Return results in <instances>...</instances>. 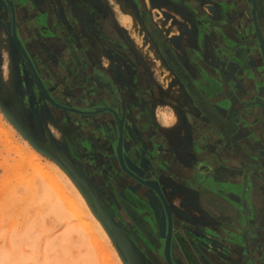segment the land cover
Masks as SVG:
<instances>
[{
	"label": "rangeland",
	"instance_id": "374dc122",
	"mask_svg": "<svg viewBox=\"0 0 264 264\" xmlns=\"http://www.w3.org/2000/svg\"><path fill=\"white\" fill-rule=\"evenodd\" d=\"M16 1L17 6H22L21 0ZM74 1L66 0L68 4L70 3L69 6L67 5L68 8L79 5L78 10L81 13L84 12V18L94 22V29L90 24L78 26L77 32L80 31L79 36L85 40V42L79 40V45L89 48L95 43L97 52L103 45V51L98 53L101 64L108 62L107 53L110 51V56L128 66L125 73L132 87L135 86L136 89L142 87V91L145 92L159 90L162 97L149 101L156 119L159 112L166 114L169 120L177 118L184 130L187 116L191 113L196 117L198 114L200 120H203V125L210 123L192 102L193 99L187 93V87L178 75V69H175L176 64L178 63L182 68L186 82L191 85L193 98L202 104L210 105L211 114L217 121L224 118L239 121L237 118L240 113L245 112L244 105L232 111L234 115L224 108L223 93L225 91L220 89L219 84L220 81L224 82L227 90L238 92L242 85L243 69L247 72V64H249L255 72L253 81L255 108L252 107L255 114L247 118L249 121L243 120L246 126L242 128L243 132L239 135H243L242 143L237 144V140H234L225 144L213 125H209L214 138L203 143L205 151L201 153L214 157L227 149L226 154L229 157L224 159L223 165L233 168L235 165L242 167L243 178L246 177L243 183L247 192L249 213H247L249 216L247 223L248 226L255 228V203L251 199V193L255 191V188L248 187H250V181H255L256 174L260 180L258 184L264 189L261 178V175H264V163L261 160L259 164L257 162V156H262L264 152V124L262 123L264 122V55L256 33L255 59L239 54L242 61L234 56L225 57L219 47H222V42L217 46L211 36H207L208 40H205V44L200 38L204 22L220 21L222 23L228 20L230 27H233V24L237 26L236 20H239L240 15L239 12H233L232 8L247 7V1L234 0L230 3L227 0H78V3L72 6ZM2 6H5L6 11H1L0 8V264H150L148 253L144 248L147 247L146 250L156 253L155 245L162 249L161 253L164 256L165 241L162 242V236L164 231L167 232V220L162 205L156 208L149 205L152 194L145 187H142V192L137 190L136 186L133 188L134 191L128 189L136 194V197L128 195L125 191L127 186L124 183L131 184L132 180L119 165L115 145L117 122L113 125L108 119L104 120L106 115H101L100 118L95 115L99 120H93L95 116H76L77 122L72 121L73 124L79 126L81 130L90 129L88 134L90 139H96L99 142L104 136L107 144L101 148L102 151H99L98 155H93L86 149L85 152L81 148L77 154H73L70 137H67L65 133L67 131L71 133L75 147L78 145L75 140L76 134L69 128L71 121L67 115L70 114L62 109L61 104L65 100L59 92V85L55 84L58 89H55L54 85L51 87L48 79L50 89L53 88L48 96L42 85L36 93L34 84L29 79H25L26 68H22L20 59L16 55L18 49L20 51L24 49L15 42V31L12 34L11 29L9 30L8 25L12 21V15L6 0H0V7ZM226 9L230 12L225 19L221 11ZM255 13L258 15L264 37V0H255ZM134 22L137 24L135 25ZM220 25L223 27L224 23ZM139 26L146 34V39L141 33L139 34L137 29ZM92 31L95 39H91ZM233 32L235 34V31ZM141 40L144 44H153L160 56V60L157 61L154 49L148 47L147 50L145 46V55L148 53L146 56L152 61L150 67L146 66L145 56L138 49ZM129 51L134 58L137 56V59L129 57ZM166 51L168 53H165ZM123 53L126 55L124 59H122ZM169 53L177 62L174 65L168 57ZM203 54L206 59L200 57ZM207 55L209 58L215 57V60H209ZM24 57L26 58L27 55ZM112 64L118 66L117 69L122 75L121 63L112 61L110 65ZM224 65L228 66L229 74L228 78L221 80L220 75ZM209 68L213 71L211 76L214 80L207 76ZM168 76H171V80L166 82L165 79H170ZM58 78L59 83L62 84L64 79L59 76ZM140 78L144 80L145 85L141 86ZM115 88L118 90V86ZM121 89L123 91V88ZM176 89H178L176 91L178 96L182 98L185 96L184 101L173 94ZM126 91L129 96L131 95L130 103L135 104L133 89L127 87ZM135 94L138 97L139 91L136 90ZM123 95L128 102L129 98L125 93ZM117 98L118 101L122 98L119 91H117ZM253 110L252 113H254ZM236 115H238L237 118H235ZM104 127L110 129L116 139L115 143L103 133ZM180 139L184 149L181 157L184 165L192 168L200 166L201 173H204L206 169L205 172L210 171L208 175L215 179V175L224 167L219 168L216 163L209 166L208 163L203 162L202 158L200 160L199 157L197 158V153L200 152L194 145L193 132L188 126ZM82 141L85 140L81 137L79 144H82ZM129 149L134 154L137 153V145L134 142L129 144L127 150ZM255 150L258 152L257 155ZM237 152L245 153L242 161L236 158ZM84 153L88 156H82ZM143 159L141 157L140 160ZM149 160L155 170L161 163L158 160H152L151 156ZM205 166L207 168L204 169ZM160 178L163 185L170 186L166 194L178 220L174 223V250L175 255L178 256L175 258L180 264H200L197 253L201 255L202 247L205 245L202 243L201 236L207 234V228L222 229L217 223H213L215 221L210 222L200 209L196 210L192 207H195L192 203L195 193L204 192V178L200 176L196 184L184 187L178 182V174L170 170L168 166L167 175L163 176L162 173ZM215 188L216 186H212L211 193L204 194L205 199H209L206 204H212L219 209L218 204L224 203L229 209L230 216L238 220L240 212L237 205L218 196V190ZM244 196L245 194L242 193L240 199L243 200ZM141 200L145 204H142ZM187 201L188 204L184 205ZM124 202L130 208L125 207ZM189 202L193 205L191 206ZM158 209L161 212L156 213ZM133 213L161 242L155 244L153 241L151 243L146 240L147 244H144L141 239L140 241L134 239L131 229L138 236L145 235L135 223ZM128 218L134 223L129 222ZM241 231H244V227Z\"/></svg>",
	"mask_w": 264,
	"mask_h": 264
},
{
	"label": "water",
	"instance_id": "95a60500",
	"mask_svg": "<svg viewBox=\"0 0 264 264\" xmlns=\"http://www.w3.org/2000/svg\"><path fill=\"white\" fill-rule=\"evenodd\" d=\"M12 15V21L16 22V15H15V7L14 3L11 0H6ZM247 1V7H244L242 9L236 8L239 10V20L237 19V26L234 24L233 27H230L228 24V20L224 23L223 27H221L220 24H222L220 21H211V22H204L203 24V30L202 33L200 32V38L202 39V42L206 44L207 36H211V39H213L214 44L219 46L222 49L223 54H225V57L234 56L237 60L242 61L239 54H243L247 56V58H253L255 59V33L258 37L260 49L264 55V37L263 33L260 28L259 24V18L257 13H255V0H246ZM223 11V10H222ZM221 11V14L224 15L225 19L228 17L227 14H229L230 10L226 9L223 12ZM186 28V27H185ZM234 29V30H232ZM187 30V29H186ZM235 31V34L234 32ZM256 31V32H255ZM192 35L191 33H189ZM193 37V35H192ZM14 40L19 45V41L17 39V34L15 32L14 34ZM208 40V39H207ZM20 46V45H19ZM162 46L164 44L162 43ZM24 51V50H23ZM165 51V50H164ZM165 53H168L166 51ZM25 55V51H24ZM204 54L200 55L202 59H206ZM169 59L172 61L173 65L177 62H175V58L171 56L169 53L168 55ZM224 59V58H223ZM211 60H215V57L211 58ZM247 72L243 69L244 74L242 75L243 81L242 85L244 89L238 90V92H232L231 90H227L226 85H224V82L222 83L220 81V89L224 90L223 93L225 95L223 105L224 108L229 111L231 114L232 111H235L237 109H240L239 107L244 105L245 112L240 113V119L239 121H230L227 118H224L222 120H216L211 114L210 108H212L208 104H202L199 101H197L194 97L193 91L191 89V85H189L186 82V77L184 75V72L182 71V68L176 64L178 75L182 79V83H184L187 87V93L190 94L192 102L196 105V107L207 117L209 120V125L215 128V130L220 134L221 140L225 142V144L231 143L235 140L237 136H239L243 130L242 128H245L246 124L245 121H247V118H251L253 114H255V86H254V80H255V72L252 70V68L247 64ZM228 66H223V72L221 76V80L228 76ZM208 69V77L212 80V74L213 71ZM225 77V78H226ZM228 78V77H227ZM77 79L79 81H84L83 87L87 91H92L91 86H95L97 88L96 95H102L104 99L108 100L110 97L114 99V104L112 107H105L104 109H101V111H84V112H77V114L85 115V116H95V115H113L117 119L116 129L118 131L117 134V157L119 161V165L121 169L130 177L134 178L135 180L139 181V183H142L149 191H151L152 196H155L161 201V205L163 207L166 220L168 224V236L165 243V249H164V256L168 264H175L174 261L171 258V246H172V238H173V232L175 229V224L178 222L177 218L175 217V214L172 210L170 201L168 199V196L166 194V190L170 187L166 184L163 185L161 181V174L167 175V166L170 167V170H173L175 173L178 174V182L182 184L184 187L186 185L189 187L194 184H196L197 180H199L200 176L204 178V186L202 189L204 192L201 194V192H196L195 197L192 198V203L195 204L197 209H200L202 214L213 223H217L222 229L215 230L212 227L207 228L206 233L203 234V237L201 236L202 243H204L205 247H202V253H197L198 255V262L200 264H264V227L256 231L255 228H253L251 225L247 223V218L249 217L247 215L248 213V207H247V200H246V188H244L243 193L245 196L243 197V200H241L237 207L239 209L240 215L238 220H236L233 216H230L228 212V208L224 203H221V201L218 204L219 209H216L214 205L212 204H206L208 203L209 199H205V195H208V193H211L210 189L213 184H216L215 179H213L211 176H209L210 171H206L204 167V173H201V167H187L184 165V163L181 161V157L184 154V149L182 148V144H178L180 146V151H183V154L175 156L172 152L167 151L166 145L163 142L161 144V141H159L157 130L156 132H152L149 129H146L144 126L140 124V121H138V116L133 110L130 108V102H131V95L129 96L127 92L125 93L126 97L129 98V101L127 102L124 98L121 102L118 101L117 98V91L121 93L124 86L123 84H120L119 80L112 76L110 72H89L86 74V72H80L78 74ZM231 82V79H230ZM141 86L145 85L144 80H140ZM115 86H118L119 89L116 90ZM133 86V85H132ZM135 87V86H134ZM133 87V95L136 97L137 100V113L138 108L140 106L138 102V97L140 96L142 98V101H144L146 104H149V100L147 99L148 91L145 92L142 91V87H138L137 89ZM141 88V89H140ZM127 89V88H126ZM139 91L138 97L136 96L135 92L136 90ZM121 90V91H120ZM142 91V93H141ZM122 94V93H121ZM123 95V94H122ZM124 96V95H123ZM125 97V96H124ZM51 101H54L53 99H50ZM110 104V103H109ZM210 106V107H209ZM253 107V108H252ZM252 110L254 113H252ZM71 111V109H70ZM73 112V111H72ZM76 113V112H74ZM234 115V113L232 112ZM236 114V113H235ZM121 115V118H120ZM238 115H236L235 118H237ZM234 118V119H235ZM199 119V120H198ZM200 116L194 119L196 122L194 124L188 122V116L186 119V126H188L194 136L195 146L198 149L200 153H197L200 158H202L204 163H208L209 166H213V164H217V166L225 167L223 165L224 159L226 160V153L228 150L226 149L225 152L218 153L216 156H212L210 154H202L203 152V143H207L208 141L213 140L214 136L211 134L212 129L209 125L202 123L200 120ZM246 119V120H245ZM242 120V121H240ZM245 120V121H243ZM222 121V122H221ZM249 121V120H248ZM251 121V120H250ZM231 125V126H230ZM244 125V126H243ZM182 126V124H181ZM186 126L185 130L182 126L183 132H186ZM192 126V127H191ZM242 126V127H241ZM210 128V129H209ZM109 135H113L111 131H109ZM181 138V136H180ZM178 138L179 141L181 139ZM169 139H172L170 136ZM173 140V139H172ZM113 142H116V139H113ZM135 143L137 145V153L134 154L132 151H129V154H124V144L126 146V149L128 148L130 143ZM161 144V145H160ZM205 151V150H204ZM163 153H169L168 159L167 157H164ZM126 158H125V156ZM150 156L152 157V160H158V162H161L159 164V167H156V170L151 166L150 163ZM144 158L142 161L140 160ZM149 157V158H148ZM229 157V156H228ZM141 162V163H140ZM231 162V161H230ZM134 168L138 172H145L149 170V168L152 170L148 175L147 181L145 179H142L138 176L135 172L131 171L132 169L130 167ZM208 166V167H209ZM227 167V165H226ZM146 169V170H145ZM229 173L234 171L235 173H242L244 174L242 167H238L235 165V167H227ZM249 172V170H248ZM246 174V173H245ZM160 178V179H159ZM261 178L263 179L264 183V175H261ZM153 179V180H150ZM186 181V182H185ZM187 187V188H188ZM186 188V189H187ZM206 189V191H205ZM202 190V191H203ZM197 196V197H196ZM214 201L215 198H212ZM212 200V201H213ZM186 205L188 202L185 203ZM184 204V205H185ZM150 205V204H149ZM152 207V205H150ZM249 214V213H248ZM235 215V214H233ZM238 221V222H237ZM236 226V228H235ZM241 226V228H239ZM244 227V231L242 232V228ZM178 228V227H176ZM253 228V229H252ZM179 229V228H178ZM200 246V244H198ZM209 248V249H207ZM176 264H180L177 262Z\"/></svg>",
	"mask_w": 264,
	"mask_h": 264
},
{
	"label": "flooded vegetation",
	"instance_id": "af4514ba",
	"mask_svg": "<svg viewBox=\"0 0 264 264\" xmlns=\"http://www.w3.org/2000/svg\"><path fill=\"white\" fill-rule=\"evenodd\" d=\"M23 1L27 5L25 8H22L21 6H17L18 2L16 0L13 1L14 7H15V15H16V19L15 20H16V22L14 24L13 21H10V24L8 25V27H9V30L11 29V33L12 34H13V31L16 32L17 39L19 41V45L25 50V52H26L25 55H27L26 58L24 57V55H22L24 53L23 50H21L23 53L19 49L16 52V55H18V58L20 59L22 68H24V67L26 68V75L24 77L27 80L29 79L34 84L35 89H36V93L39 91V88L42 85L44 87L43 89H45V92H47V95L49 93H51V91L53 89V88L50 89V86L48 85V79H49L51 87H53V85L55 86V84H58L59 85L58 86L59 90L62 89L61 92L60 91L59 92L61 93V95H63L62 96V98H63L64 97V93H66L65 91H63V90H65V88H63V85L61 84V82L59 83V80H60L58 78V76L60 77L59 72H57L53 68L55 66L57 67L59 62H57V60L53 58L55 56V54H54V56H50L49 55L50 53L48 51L46 52V46L50 43L49 39H56L54 41L58 42V44H60L62 40H65L66 35L64 33V29H67L66 26L67 27L69 26V28H72V30L76 29V31L72 34V36L76 35L78 41L80 40L81 42H85L83 37L79 36V34L81 32L80 31L77 32V28H73L72 27L73 24L75 23V21H74V23H72V17H73L72 12H71L72 11L71 10L72 7L70 6L68 8L70 3L68 4L66 2V0H65V2H64V0H52L53 2H52L51 5L54 7L53 11L57 12V13L61 12L62 16H63L62 19L65 18L68 21V23L65 21L66 24L64 25V27H62L63 24H61L60 20L55 19L56 16H58V14L57 13L54 14V12H47L46 10H44V13H43V16L45 18L44 24L40 23V21L38 22V20L41 19V15L40 14H38V15H40V17L37 20L33 19V15H34L33 7L34 6H38L39 3L41 5V3H42L41 0H23ZM75 3H78V0H75L73 2L72 6ZM0 8H1V11H3V10L6 11L5 6H2ZM76 8L79 9L80 8L79 5H77L76 7L75 6L73 7V9H76ZM38 15H36V16L38 17ZM74 25H76V23ZM139 33H140V31H139ZM49 36H51V37H49ZM60 45H55L54 47H57L58 50H61L62 46H60ZM151 45H152V46H150L151 49L152 48L154 49L153 44H151ZM67 46L69 48L73 47V46H71L69 44ZM75 47L76 48H81L80 46L79 47L75 46ZM82 47H83V49H82L83 50V54H85L87 51H91V48H92V47L88 48L85 45L84 46L82 45ZM109 49H110V47H109ZM92 50H93V48H92ZM154 52H155V49H154ZM155 53L157 54V52H155ZM96 54H97V57L95 58V62H89L88 61L90 63L88 66H87V63L84 62V67L85 68L83 69V72H86V74L88 73V71L89 72L94 71V72H98V73L109 72L108 69H107V66L110 63V59H111L110 55L107 54L108 57H109V59L107 58L108 62L105 63V64H101L100 57L98 56V53H95V55ZM128 54H129L128 55L129 57H133L134 58V56H133V54L131 52L128 53ZM147 55H148V53H147ZM135 58L137 59V56H135ZM156 58H157V56H156ZM127 67H126V70H127ZM175 69H177L176 66H175ZM126 70H125V72H126ZM125 75H126V73H125ZM141 78H140V80H141ZM169 80H171V79H169ZM169 80L165 79L166 82H168ZM124 87L127 88V86H125V85H124ZM58 88L56 87L55 89H58ZM126 88H125V90H127ZM118 89H119V87H118ZM125 90L124 91L120 90V91L123 94V93H126ZM81 97H82V100L84 102L83 105H72V104H70L69 101H67V98L64 97L65 102H63L61 104V106L63 107L62 109L65 110L67 114L69 113L71 115V117H75V116H80V114H77L78 111L79 112L80 111L81 112L90 111V110L91 111H93V110L94 111L95 110L101 111V109H104L105 107H112L113 108V106H112L113 104H109L108 100L104 99L105 97L103 98L102 95L98 96L92 91L88 92V93L86 92V94L81 95ZM124 98L125 97L122 95L121 99L123 100ZM121 99H120V101H121ZM138 102L140 104V106L138 108V113H137L138 121H140V124L142 126H144L146 129H149L152 132H156L159 129V125H158V123L156 121V116H155L153 108L151 107V105L146 104L144 101H142V98L140 96L138 97ZM70 109H71V111H70ZM74 112H76V113H74ZM70 115H67V117H69ZM81 116H83V115H81ZM96 117L97 116H95L94 118H96ZM120 118H121V115H120ZM105 119H108L109 122L113 123V125L117 121V119L115 117H113V115H108V114L104 117V120ZM95 120H99V118H97ZM57 121L59 122L58 118H57ZM69 126H70L69 128H70L71 132H74V134H76L75 135V140L77 141V144H78L77 147L73 146V145H75L74 144V138L71 137V133L66 130L67 132L65 134H66L67 137H70L69 141L71 143V151L73 152V154H77L80 151L79 148H81L85 152L87 150L89 152H92L93 155H96V154L98 155L99 151H102L101 148H104L106 146L107 141L104 138V136H102V138L99 140V142L96 139H90L89 137L87 138V140H85L83 138V136H82L83 135L82 134L83 129L80 130L79 126L73 124L72 121L69 124ZM103 129H104L103 133H105L109 137L110 141H113V139H114L113 135H111V136L109 135L110 129L105 128V127ZM88 132H90V129L88 130ZM117 134H118V131H117ZM81 137L85 141H82V144H79ZM110 143H112V142H110ZM113 143H115V142H113ZM115 145L117 147L118 142L115 143ZM116 153H117V151H116ZM126 153L129 154V151H127L126 146L124 144V154L126 155ZM82 156H88V155H87V153L86 154L84 153V154H82ZM99 156H102V155H99ZM125 158H126V156H125ZM131 169H132L131 171H133L136 174H138V176L141 177L142 179H145V181H147V179H148L147 175L152 171L149 168L150 171H147L144 174V172H138L133 167ZM127 176L129 178H131L132 182H131V184H128V185H127V183H124V185L127 186L125 191L128 192V195H130V196L132 195V196L136 197L137 195L131 192V191L135 190V189H133L134 186L138 187L137 190H141V192L143 191L142 187L144 188L145 186L142 185V183H139V181H137L134 178L130 177L129 175H127ZM150 180H153V179H150ZM128 189H131V191H128ZM118 200H119V198H118ZM112 201H113V199H112ZM122 202H123V200H122ZM141 203L145 204V202L142 201V200H141ZM149 203L154 208H156V206L160 207V205H161V201L158 198L153 197V196L150 197V202ZM123 205L125 207L126 206L129 207V205H127L125 202L123 203ZM129 208H128V210H129ZM159 211L161 212V210L158 209V212H156V213H159ZM133 214L135 215V213H133ZM158 215L159 214H157V216ZM128 219H129V222H131V223H134V221H135V223H137V225L144 231V235L145 236L142 237V236L136 235L134 233L135 231H133L131 229L130 230L131 231V235H133L134 239H136L137 241H140V239H141L142 241H144V244L145 243L147 244V242H145L146 240L151 241V243L153 241V243H155V244H158L159 242H161V240L156 239V237L153 235V233L150 232L149 229L145 227L143 221L141 219H139V217H137V215H135L134 221H132L130 218H128ZM166 225H167V232L165 233V231H164V235L162 234L163 235L162 236L163 237L162 242L165 241L164 242V249H165V243H166L167 236H168V224H166ZM174 241H175V232H173L172 246H171V258L170 259H172L174 261V263L176 264L177 262H179V260L176 259V258H178V256L175 255ZM155 244H153V245H155ZM154 247H156V249H157V250H155L156 253H153L151 250H146L147 247L144 248L145 251H147L146 253H148L147 254L148 258H149L148 262L150 264H168L166 259H165V256H163L162 253H161L162 249L160 250V248H157L156 245ZM164 249H163V251H164ZM175 256H176V258H175Z\"/></svg>",
	"mask_w": 264,
	"mask_h": 264
},
{
	"label": "crops",
	"instance_id": "0c3cea01",
	"mask_svg": "<svg viewBox=\"0 0 264 264\" xmlns=\"http://www.w3.org/2000/svg\"><path fill=\"white\" fill-rule=\"evenodd\" d=\"M227 1L232 3L234 0H227ZM41 2H42L41 5L39 3L38 6L33 7V11H34L33 19L37 20L41 15V19H39L38 22L40 21V23L44 24V22H45V18L43 16L44 10H46L47 12H54L53 11L54 7L51 5L53 2L52 0H41ZM21 5H22L21 6L22 8H25L27 6L23 0H21ZM71 10H72L71 12L73 15L72 23H74V21L76 23V25H74L75 23L73 24V26H72L73 28H78V26H85V25L88 26L87 24H90L92 26V28L94 29V27H93L94 22L92 20L86 18V17L84 18V16H83L84 12L81 13V11H79L78 8H76L75 10L73 8H71ZM232 10H233V12L234 11L239 12V10L236 9V7H233ZM55 13H57V12H54V14ZM38 14H40V15H38ZM57 14H58V16H56L55 19L60 20L61 24H63L62 27H64V25L66 24L65 21L67 23H68V21L65 18H64L65 20L62 19L63 17L60 16V15H62L61 12H58ZM36 15H38V17ZM61 19L64 21H62ZM134 24L136 25L137 23L134 22ZM139 28H140V26H139ZM139 28H137L138 31H140L141 35H143L144 39H146V34L144 32H142L141 28L140 29ZM75 31H76V29L72 30V28H69V26L67 27V29H64V33H65L66 37H65V40L61 41V43H60L61 45L58 44V42L54 41L56 39H49L50 43L48 42L49 43L47 45L48 47L46 46V52L48 51L50 53L49 54L50 56H54V54H55L56 57L54 56L53 58L56 59L57 62H59L58 66L57 67L55 66L53 68L57 72H59L60 77L62 79H64L62 81L63 88H65V90H63V91L66 92V93H64V97H66L67 101H69L70 104H72V105H83L84 102L82 100L81 95H84V94H86V92L88 93L91 91H87L86 89L82 88L84 81H79L77 79V76L85 68L84 62L87 63V66L90 64L89 62H95V58L97 57V54L95 55V52H97V51H96V46L94 45L92 47L93 50L91 48V51H87L85 54H83V50H82L81 45H79L77 36L73 35L71 37V34H73ZM90 34L92 35L91 39H95L93 37V35H94L93 31ZM103 34H105V31H103ZM127 37H128V35H127ZM128 39H129V37H128ZM93 43H94V41H93ZM68 44L73 46V47L69 48L67 46ZM55 45L62 46L61 50H58L57 47H54ZM75 46H77V47L80 46L81 48H76ZM142 46H144V47L146 46V49L148 50V47H150L152 45L144 44L143 41L141 40L140 41V48H138L136 46V48H138L140 50V52H142L143 55L145 56L144 62L146 64V66L150 67L152 64V61H150V59H148L147 54H146L147 56L145 55V52H144L145 48L144 47L142 48ZM103 48H104V46L101 45V48L99 47L100 50L97 53L102 52ZM110 49H112V48H110ZM109 53H110V51H108L107 54H109ZM157 54L155 53V55L158 58H160L158 52H157ZM125 57H126V55H125V53H123L122 59H124ZM207 57L209 58L208 55H207ZM110 58L111 59H110L109 65L112 63V61H117L118 63H121V68L123 71L124 79L128 83V85H129L128 87L131 86V88L133 89L131 81H129L125 75L126 65L121 60H116L115 57L110 56ZM158 58L156 59L157 61L160 60ZM210 59H211V57L209 58V60ZM109 65L107 66V69H108V71H111V74L115 77L114 73L109 68ZM115 66H117V65H115ZM225 77H224V79H225ZM242 81H243V78H242ZM91 88H92L94 93L99 91V90H97L98 86H97V88L95 86H91ZM240 89H244L243 85H241ZM61 90L62 89H60L59 91L61 92ZM177 90L178 89H176L173 92V94L175 96H177L180 100L184 101L185 96L183 98L178 96V94L176 93ZM147 93H148L147 99L149 101L158 100L162 97V94L159 90H155V91H149L148 90ZM134 98L136 99L135 96H134ZM108 102L110 104H113V102H110V98L108 99ZM136 106H137V100L135 101V104L130 103V108L132 107L131 109L133 110V112H135L137 114ZM68 118L70 121H75V122H77V119H78V118H76V116L75 117L69 116ZM195 118H196L195 114H193V113L189 114L188 115V122L194 124V122H196V120H194ZM240 118L241 117L239 116V118H237V119H240ZM95 119H97V118H94L93 120H95ZM156 121L159 125V129H158L159 133H158L157 138H159V141H161V144L164 142L166 147L168 148V150H170L169 152H172L173 155H175V156L183 154V151L182 150L180 151V146L178 145V144L182 143L181 141L178 140V138H180V136L182 137V132H183V129H182V126H181L179 119L174 118L172 120H169L166 118V114L159 112V115L157 116ZM262 123L264 124V122H262ZM89 133L90 132H88V130L86 128L82 131V134H83L82 136L85 140H87ZM169 136H171L173 140L169 139ZM242 136H239L235 139V140H237V144H239L240 142L242 143ZM250 142L251 141L249 140V144H250ZM246 149H249V148H246ZM256 150H259V149H256ZM257 153L258 152L256 151V155H257ZM235 154H236L235 155L236 158H238L239 161H242L243 160L242 157L244 156L245 153L241 152L238 154V152H237ZM246 155L248 156L247 153H246ZM261 155L262 156H259V155L257 156L258 157V161H257L258 164H259L260 160L264 163V156H263L264 152ZM165 157L168 158V155ZM226 157H228V156H226ZM224 168H221L222 171L221 172L219 171L220 173L215 175L216 176L215 177L216 185H212V186H216L215 189L218 190V193H219L218 196H220L222 199L224 198L226 200H229V202L237 205L241 201L240 198L242 197V193L244 191V188H243L244 183L243 182L245 181L244 179L246 177L243 178L242 173H238V172L235 173L234 171L232 173L230 171V173H229L228 169H226V167H224ZM254 180L255 181H253V180L250 181V183H249L250 187H248V188H250V189L255 188V191H252V193H251V199L255 203V222L254 223H255V233H256V231H259L264 227V192H263L264 189H263V187L261 188V186L258 184L260 180H258V177L256 176V174H255ZM189 204H191V206L193 205L191 202H189ZM173 205L176 206L175 204H173ZM192 207L197 208L196 206L195 207L192 206Z\"/></svg>",
	"mask_w": 264,
	"mask_h": 264
},
{
	"label": "bare ground",
	"instance_id": "6f19581e",
	"mask_svg": "<svg viewBox=\"0 0 264 264\" xmlns=\"http://www.w3.org/2000/svg\"><path fill=\"white\" fill-rule=\"evenodd\" d=\"M166 26V25H165ZM181 32V31H180ZM136 34V33H135ZM140 34V33H139ZM169 38V37H168ZM144 40V39H143ZM147 44V43H146ZM160 57V56H159ZM158 58V57H157ZM109 68L112 70V72L114 73V75L116 76L115 78H120L121 80H119V81H122V83L121 84H124L125 86L126 85H128V83L125 81V79H124V75H123V71H122V75H120V73H119V71H118V66H115L114 64H112V65H110L109 66ZM110 72V71H109ZM111 73V72H110ZM122 76V77H121ZM166 76V75H165ZM226 76V75H225ZM168 78H170L169 76H168ZM128 87V86H127ZM129 89H131L130 87H128ZM110 102H113V104H114V99L112 98V97H110ZM167 151H170V150H168V148L166 147L165 148ZM169 153H163L162 155L165 157V156H167ZM168 159V158H167Z\"/></svg>",
	"mask_w": 264,
	"mask_h": 264
}]
</instances>
